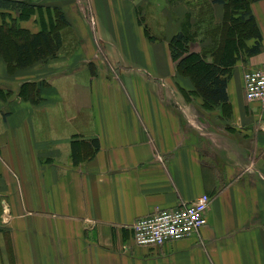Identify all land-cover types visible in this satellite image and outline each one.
Segmentation results:
<instances>
[{
    "label": "crops",
    "instance_id": "crops-1",
    "mask_svg": "<svg viewBox=\"0 0 264 264\" xmlns=\"http://www.w3.org/2000/svg\"><path fill=\"white\" fill-rule=\"evenodd\" d=\"M209 1L74 0L75 53L12 73L0 58V264H264V109L243 88L264 64V0L259 51L231 66L229 103L205 108L168 42L220 22ZM30 81L35 103L18 94ZM202 193L197 232L135 243L136 217Z\"/></svg>",
    "mask_w": 264,
    "mask_h": 264
},
{
    "label": "trees",
    "instance_id": "trees-1",
    "mask_svg": "<svg viewBox=\"0 0 264 264\" xmlns=\"http://www.w3.org/2000/svg\"><path fill=\"white\" fill-rule=\"evenodd\" d=\"M253 1L256 0H210L202 4V11L212 3H221L223 17L220 22H213V17L209 16L207 17L209 25L204 31L197 30L201 27L197 24L195 32L180 29L169 39L171 58L176 61L178 71L192 79L194 92L202 97L205 108H212L215 105L226 106L229 103L226 92L227 80L231 66L238 59V53L244 49L246 54L251 55L260 49L261 35L251 12ZM41 7L47 9L50 6L33 0H0V58L6 63L9 73L16 68L55 58L67 40L66 33L70 28V22L63 10L58 6H52L51 12L33 10ZM12 12L17 13V16L11 14ZM33 12H38L40 18V27L35 31L21 25L19 23L21 20H17L29 18ZM45 13L47 19L43 18ZM203 19L200 17L198 22L202 24ZM198 33L209 38V43L203 47L202 52L190 49L193 36ZM145 34L149 39L155 38L147 29ZM249 38H253L254 42L247 47L245 40ZM18 94L32 103L37 102L39 97L37 83L34 81L22 83ZM72 157L75 161L74 145Z\"/></svg>",
    "mask_w": 264,
    "mask_h": 264
},
{
    "label": "built area",
    "instance_id": "built-area-1",
    "mask_svg": "<svg viewBox=\"0 0 264 264\" xmlns=\"http://www.w3.org/2000/svg\"><path fill=\"white\" fill-rule=\"evenodd\" d=\"M243 88L245 98L251 102H258L264 109V64L243 72ZM209 201V194L202 193L191 202L157 208L136 217L130 226L135 243L162 245L197 232L207 221L206 210Z\"/></svg>",
    "mask_w": 264,
    "mask_h": 264
},
{
    "label": "rangeland",
    "instance_id": "rangeland-1",
    "mask_svg": "<svg viewBox=\"0 0 264 264\" xmlns=\"http://www.w3.org/2000/svg\"><path fill=\"white\" fill-rule=\"evenodd\" d=\"M39 2L41 0H38ZM43 3H39V4H43L46 5L48 4L50 7H48L47 9L45 7H41V8H35L33 10H42V12H46V10H49V12H51V10H53L51 7L53 6L54 3H58L60 6H58L61 10H63V12L65 14H67V16L70 19L71 18L75 19V2L74 0H42ZM48 2V3H47ZM144 9L147 8V6L143 7ZM11 14H13L14 16H17V13L12 12ZM42 18V17H41ZM43 18L47 19V15L46 13L43 14ZM39 14L38 12H33V14L26 19H18L17 20H21L19 23L20 24H25L26 26L29 27V29L33 30L36 29L38 27H40V23H39ZM66 38L67 40H65V44L61 47L59 53L57 54V56L55 58H48L44 61H55V62H61L62 60H64V58L72 53H75V43H73L72 39H71V30L68 29L67 33H66ZM194 38V36H193ZM209 41V40H208ZM247 40H245V44ZM209 42H207L208 44ZM235 50V49H234ZM233 50V52H234ZM240 50V49H239ZM238 50V51H239ZM236 51V53L238 52ZM244 56H246V51L244 49H242L239 53H238V58H244ZM40 62V61H39ZM37 62V63H39ZM37 63H34L32 65H35ZM30 65V66H32ZM14 72V71H13Z\"/></svg>",
    "mask_w": 264,
    "mask_h": 264
}]
</instances>
